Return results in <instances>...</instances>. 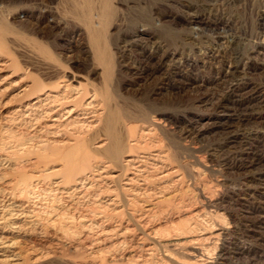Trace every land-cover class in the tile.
Instances as JSON below:
<instances>
[{
  "label": "rangeland",
  "instance_id": "1",
  "mask_svg": "<svg viewBox=\"0 0 264 264\" xmlns=\"http://www.w3.org/2000/svg\"><path fill=\"white\" fill-rule=\"evenodd\" d=\"M220 34L237 41L235 79L224 76L232 49ZM0 38L2 112L34 101L17 94L36 81V96L57 94L68 83L85 87L87 96L96 91L110 114L105 123L108 111L96 108L97 127L61 128L58 142L40 150L36 142L44 133H33L32 124L15 117L0 124V157L11 156L14 166L7 178L35 169L39 175L29 181L28 199L51 248L26 264H216L224 263L219 255L226 251L227 264H264V185L258 180L264 165L228 168L244 132L263 131L264 118L239 124L241 107L219 100L234 83L236 95L264 87V0H0ZM69 103L64 107L73 108ZM110 132L123 147L116 161L105 157ZM75 144L90 160L73 174ZM36 155L44 160L32 163ZM130 157L143 168L144 182L129 190ZM98 168L106 179L97 178ZM63 176L65 192L52 186ZM86 176L89 194L78 193L74 180ZM56 208L59 223L50 225ZM80 213L117 233L130 230L112 239L113 248L89 246L93 232L81 227ZM139 241L146 246L131 250Z\"/></svg>",
  "mask_w": 264,
  "mask_h": 264
},
{
  "label": "bare ground",
  "instance_id": "2",
  "mask_svg": "<svg viewBox=\"0 0 264 264\" xmlns=\"http://www.w3.org/2000/svg\"><path fill=\"white\" fill-rule=\"evenodd\" d=\"M199 30H200L199 33H201L202 29H199ZM226 31L223 30L222 33H227ZM225 35L220 34L219 36H223L222 38L224 39V42L222 41V43H224L228 47H230L232 49L231 50L232 52L230 54L229 61L227 64L228 66L226 68L224 76H228L230 78L235 79V78H237V76L235 75V72L237 70V61L239 60V56H240V53L238 51L239 48L237 47L238 46L237 41L234 37L225 36ZM2 45L4 46V44L0 40V46H2ZM216 46H218V45L216 44ZM222 47H219V48H222ZM237 58H238V60L236 61ZM4 68H5V64L0 63V73L4 71ZM5 78L0 79L1 80L0 81V108L4 107V103H3V100L1 98L2 93H3L1 90V87L4 84ZM32 80H33V77H32ZM237 81H239V80H237ZM13 82H15V81H13ZM17 82H19V81H17ZM30 84L31 85H28V86L25 85L22 88L20 87L21 89L18 91L17 96L19 99L33 97V98H35V100L32 101L31 103H27V105H25V106H22L20 108L15 109L14 113L10 112L11 114H9L7 112L5 113V111L2 112L0 109V124L2 123V124L6 125L7 122L14 119V117L16 120L18 119V120H22L26 123L32 124V126H34V128L32 129L33 133H42V134L44 133L43 137H41L36 142L37 149H39V150L42 149L43 146H47L49 144H54V143L58 142L56 137L58 136V132L61 130V128H69V129H74V130L80 129L81 130L84 128L97 127L99 124V123H97V124L95 123V118L97 115V109L102 108V109H105V111L107 110L108 112H107V115L105 118V123H106V120L109 119L110 114H109V110H108L107 101L105 99H101L99 97L100 96L99 93L96 91H94V93H92L91 96H87L89 94V91L85 87L82 88L81 90H77V88H75L76 87L75 85H74V87H71L68 85L69 84L68 83L67 85L66 84L60 85L63 88V90L60 91L59 93H57V94L47 93L44 97H42V96H36V94L39 90L38 86H37L38 83L36 81H33V83H30ZM236 84L237 83H234L233 85H231L223 93L222 97L219 100L220 101L225 100L227 102H231V103H224V105L226 107H228L229 105L231 107H234L233 109L241 107L240 112L237 114V117H238L237 123H239V124L256 123L258 120L260 121L261 119H263L264 118V115H263V113H264V87L261 88L258 86H253L246 93L236 95V93H235L236 91L234 89ZM78 87H79V85H78ZM8 88H9V86H8ZM4 96L5 95H3V97ZM234 96H236V97L233 99ZM12 100L14 101V99H12ZM8 101H10V100H8ZM69 102H71L73 105H71ZM66 103H69L71 106H73V108H65L64 105L67 106ZM76 107H80L81 108L80 111L77 112ZM100 113L101 112H99V114ZM98 121H99V119H98ZM74 130H73V132H74ZM8 131H10V130H8ZM109 136H110V145H109V148L106 150L105 157L110 158V161H116V158L119 155L118 153L120 151H122L123 147L121 146V142L118 139V137L113 135L111 132L109 133ZM243 138H245V139L243 141H240V143L243 142L241 145V146H243V148H240L239 150L234 152V154H235L234 163L232 162L233 164L231 163L229 165L226 164V165H228V168L232 167V168H236L237 170H240V169L249 170L250 168H253L255 166L264 165V130L263 131L246 130L244 132ZM0 140H1V136H0ZM69 142H68V144L71 143V142L70 143ZM28 144H30V143H28ZM78 144H81V143H78ZM78 144H75V146H77ZM61 145H63V144H61ZM75 146H73V147H75ZM73 147L71 148V150H69V149L68 150L70 152L74 153L76 156L75 157L76 160L74 161V163H72L70 165L71 173L74 174V173H77V172H75L76 170H78L80 168L85 169L88 166V163L90 160V155L88 153L79 152L81 147H78V146H77V148H73ZM26 148L27 147H24L22 144H20V147L18 148V150H20L21 152H27ZM246 149L249 150V153H243V150H246ZM13 150H15V149H13ZM7 151H9V150H7ZM6 153H8V152H6ZM12 153H14V152H12ZM10 157H9V155L7 156V154L2 155L0 157V264H26V262L29 260L30 256L33 257V256H36L37 254H39V255L45 254V256H46V254L50 250L51 246H50V243L48 241H46L45 239H43V237H41V231L44 229V227H43L42 223L39 221L40 215H39L36 207H33L30 205L29 199H28V195L30 193L29 188H28V187H30L29 181L31 180L32 177L36 178L39 175L33 174L36 172V169H35L34 170L35 172H33V173L31 172L30 175H22L21 177H18L19 179L18 178L8 179L6 170L10 169L12 171V169L14 168L13 161L11 160ZM34 157L35 158L33 160H31L32 163H35V160H36V163L40 162V160H44V157H43V159L41 158L42 155H36ZM236 159H238V161ZM111 163H113V162H111ZM125 163L128 164V166L130 165L132 167L131 170L133 169V171H134V172L131 171L132 173H130L129 177L126 179L127 181L125 182V184L129 186V190H130V187L134 183H140V182L143 183L144 182L143 179H140L141 173L144 170H143V168H141V165L139 164V162H137L135 159H133L131 157L127 158ZM99 169H101V168L96 169V172H99V174H97V178L98 179L99 178L104 179L105 177L102 176V174H104V170H103L104 168L101 169L100 171H99ZM22 174H23V172H22ZM40 174H42V173H40ZM116 175H115V178H116ZM242 175H244V174H242ZM65 177L66 176H63V180L59 179V180L55 181L52 186L56 187V189H61L62 192H65L61 188L64 179L68 180ZM245 177L247 179H249V177H247V176H245ZM247 179H246V181L248 183ZM32 180H33V178H32ZM69 180H71V179H69ZM89 180L90 179L87 176L86 177H79L78 179L74 180V181H76L77 184L80 185V188H78V191H77L78 193H81L82 191H84L82 189H85V188L87 189L90 187V181ZM135 180H137V182H135ZM145 180H146V178H145ZM258 180L260 181L261 185H264V175L261 174V176L258 177ZM66 182H68V181H66ZM249 182H251V181H249ZM32 185H34V184H32ZM86 189H85V191H86ZM30 190H32V189H30ZM74 190L75 189L71 190V192ZM127 190H128V188H127ZM133 190H136V189H133ZM86 193L89 194V192H87V191H86ZM99 193L102 194V192H99ZM136 193L137 192H135V194ZM72 194H74V193H72ZM100 194H99V196H100ZM137 194H139V193H137ZM96 195L98 196V194H96ZM30 197L32 198V196H30ZM63 199H64V197H63ZM69 199H71V198H69ZM66 202H68V201L66 200ZM111 202L108 203V205H111L112 204ZM70 206H71V203H70ZM59 209L56 208L54 210V216L52 218L50 217L51 218L50 219V225H54V224L56 225L59 223V216H61ZM111 210L114 212H118L117 210L112 209V208H111ZM263 211H264V208H263ZM84 213L83 214L80 213L81 215L79 214L77 219L79 220V222L81 221V227L83 229H87V228L89 230L92 229L94 240L88 244L89 246L90 245L91 246L102 245V246H104L102 248L107 249L110 246H112V248H113V246L116 245L117 241H112V239H114V237H116V236H118V237L120 236L122 238L123 234L125 235V233L130 230L128 227H124L123 228L124 231H122L121 233H117L119 229H116L114 227L108 228V227H106L105 223H103L100 220L90 221L92 218L91 219L89 218L90 219L89 220L88 216ZM114 214H118V213H114ZM62 215H63V213H62ZM99 216L101 217V215H99ZM106 217H108V214ZM71 218H73V217H71ZM95 219H96V217H95ZM243 219L249 220L248 217H244V216H243ZM250 222H251V220H250ZM67 227H64L62 232L60 231V234H59L60 236L57 235L58 240L63 238L66 235V232H69L68 229H70V227H68V228ZM116 227H117V225H116ZM61 229H62V227H61ZM152 230H154V229H152ZM69 235H70V233H69ZM68 236H66V237H68ZM123 240H125V238L122 239L120 241V243L125 242ZM139 242L136 245H132L131 250H135L136 248L142 249L146 246V245H144V242H140V243ZM148 248H150V247H147L145 249L147 250ZM100 250H103V249H100ZM224 252H225V250H224ZM226 254L228 256L229 252L226 251L224 255L222 253L219 255L221 258H223L224 263L223 262H217L216 264H227L226 260H228L230 258V256L228 257V259H226L227 258ZM129 256H131V255H129ZM137 256L138 255L136 254V258H137ZM127 257H126V259L130 258V257H128V258ZM38 259H40V258H38ZM32 263H34V262H32Z\"/></svg>",
  "mask_w": 264,
  "mask_h": 264
}]
</instances>
